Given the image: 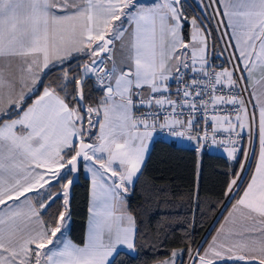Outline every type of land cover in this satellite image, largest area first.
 Returning a JSON list of instances; mask_svg holds the SVG:
<instances>
[{"label":"snow or ice","instance_id":"snow-or-ice-1","mask_svg":"<svg viewBox=\"0 0 264 264\" xmlns=\"http://www.w3.org/2000/svg\"><path fill=\"white\" fill-rule=\"evenodd\" d=\"M207 8L234 49L220 71L209 63L211 32L196 18L185 41L182 0H0V264H111L119 246L136 251L127 197L161 132L198 148L227 144L229 158L250 160L255 147L251 156L238 147L246 135L259 153L246 187L241 176L228 183L226 196L238 198L207 247L171 250L158 264H184L185 253L191 264H264V0ZM81 55L87 62L73 69ZM90 81L102 92L95 101ZM224 106L234 115L220 114ZM81 168L91 174L82 246L67 235ZM61 196L62 210L45 221Z\"/></svg>","mask_w":264,"mask_h":264},{"label":"trees","instance_id":"trees-1","mask_svg":"<svg viewBox=\"0 0 264 264\" xmlns=\"http://www.w3.org/2000/svg\"><path fill=\"white\" fill-rule=\"evenodd\" d=\"M182 5L184 15L189 17L190 10L183 1ZM186 28L187 23H184L185 40L188 39ZM211 30L214 32L212 28ZM213 38L219 42L214 34ZM87 60V56H78L72 61L71 67L75 69L76 64ZM218 60L213 57L212 65ZM58 74V71L51 73L45 83L56 79ZM86 93L92 101L101 95L98 87H93L92 81L86 85ZM242 156L243 153H238L237 159H231L218 153H199L176 144L170 138L154 139L142 174L136 179L127 197L128 208L136 217L139 230L137 249L133 252L117 251L111 264H152L169 256L171 250L193 249L208 223L214 218L197 248L202 244L205 246L228 207L237 199L233 197L230 201L226 190L228 183L239 174ZM250 166L251 162L247 173L244 172L241 176L243 180H238L243 187ZM64 182L61 181V184ZM57 189H61L60 184L52 187V190ZM88 189L89 180L80 172L78 181L71 187L68 231L69 238L78 245L84 239ZM62 205L61 196L46 213L42 212V218L50 223L56 212L62 210ZM187 258L185 253L184 263Z\"/></svg>","mask_w":264,"mask_h":264},{"label":"crops","instance_id":"crops-1","mask_svg":"<svg viewBox=\"0 0 264 264\" xmlns=\"http://www.w3.org/2000/svg\"><path fill=\"white\" fill-rule=\"evenodd\" d=\"M183 1V0H182ZM186 3H188V4H191L192 2L190 1V0H184ZM204 1V3H203V5H204V7H205V5H207L208 4V0H203ZM193 9V8H192ZM211 11H212V8H211ZM211 11H210V8H207L206 9V15H207V17L209 18V13H211ZM213 12V11H212ZM215 16V15H214ZM194 18H197V17H194ZM218 19H220V17H216L215 16V20L216 21H218ZM191 20H192V18H191ZM203 21H205V18L202 20V22ZM217 23V22H216ZM209 31H210V28H207ZM226 31H231V29H225ZM211 32V31H210ZM220 32V31H219ZM211 34H212V32H211ZM222 34V32H220V35ZM212 36V35H211ZM211 36H209V38H208V44H209V46H208V57H209V62H211L212 63V61H210L213 57H216L217 59H219L217 62H215L214 63V65H212L213 67L215 66V64H219L217 67H221V66H223L224 64L225 65H227L228 66V68H230V65H229V60H228V57L226 56V54L229 56V53L231 52V51H234V49H227L226 50V41H228V39H229V37H227V36H221V40H223L222 42H223V44H224V48H225V50H223V47L221 46V42H220V48H221V50H222V54H218L217 53V47L215 46V43H214V38H213V42L211 41V40H209V39H211ZM188 40H189V38L187 39V42H188ZM227 53H226V52ZM82 56V55H81ZM229 58H230V56H229ZM259 76H260V73H259V71H257V73H256V78H259ZM41 91H42V89H41ZM101 96V95H100ZM99 96V97H100ZM248 97H249V93H248ZM33 99H35V97L33 98ZM31 103V102H30ZM12 118H15V117H12ZM177 138V137H176ZM179 138H181L180 140H186V142H187V140H188V138L186 137V136H184V137H179ZM171 140H173L174 142H175V139H173V137H172V139ZM183 146V145H182ZM185 147H187V145L185 146ZM255 150H256V157H254V158H252V160H251V166H250V172H249V175H248V178H247V181H246V183H245V185H244V187H246L247 186V183L250 181V178H251V175L255 172V166H256V163H257V161H258V153H259V144H258V141L257 142H255ZM224 156H226V157H228V155L227 154H225ZM229 158V157H228ZM81 174L83 175V176H85V177H87L88 178V180H89V189H88V198H87V214H86V220H85V229H84V239H83V242L85 241V239H86V236H87V231H88V221H89V212H88V209H89V206H90V190H91V174L90 173H88V172H86L83 168H81ZM51 191H53V192H58V191H60V190H52L51 189ZM241 195L243 194V189L241 190V193H240ZM238 198V197H237ZM233 203H235V201L234 202H232V204ZM232 204L228 207V209H227V211L225 212V214L223 215V217L221 218V220H220V222L217 224V226L215 227V229H214V231H213V233L211 234V236H210V238H209V240L207 241V242H210L211 241V238H212V236H214V235H216V230L220 227V224L221 223H223L224 222V217L225 216H227L228 215V211H230L231 210V206H232ZM37 207H38V205H37ZM69 236V235H68ZM83 245V243L81 244V246ZM204 247H207V243H206V245L204 246ZM119 250H124V251H127V252H133V251H129L128 249H127V247L126 246H119L118 247V250L117 251H119ZM170 256V255H169ZM169 256H167V258H169ZM113 258V257H112ZM111 258V259H112ZM166 258V259H167ZM165 259V258H164ZM163 260V259H162ZM159 262V261H158ZM158 262H154V263H152V264H158Z\"/></svg>","mask_w":264,"mask_h":264},{"label":"built area","instance_id":"built-area-1","mask_svg":"<svg viewBox=\"0 0 264 264\" xmlns=\"http://www.w3.org/2000/svg\"><path fill=\"white\" fill-rule=\"evenodd\" d=\"M221 36H222V34H221ZM227 57H228V60H230L229 56H227ZM209 63L212 65L211 62H209ZM229 65L231 67L230 63H229ZM176 88H177V85L175 83H172L171 84V90H172V94H173V98L174 99H175ZM234 91L240 92L239 89H236ZM217 94L227 95V94H229L228 93V89L225 88L223 93L218 92ZM240 94L243 95V97L245 99L249 98L248 97V92H242ZM224 107H226L228 109V112H226V113L225 112H221L220 114L234 115V112L232 111V106H224ZM248 107H249V110L251 111V109H252L251 104H249ZM185 111H187V110H185ZM137 115H139V113H137ZM209 130H211V129L209 128ZM172 137H176V136L168 135L166 132H161V133H158V134H156L154 136L155 139H169V138H172ZM227 138H228V134L227 133H219L218 136H217V139H219V140H227ZM201 143H203L204 146L202 148H198L197 147V145H198L197 141L188 139L187 140V147L192 148V149L196 150L199 153H202V152L216 153L214 150H217L218 154L225 155L227 153L226 148L230 146V145H227V144H212L210 139L207 142L201 141ZM253 146H255V144L253 145V143L250 141V138L248 136H246V135L244 136L243 139L240 140L239 145H238V147H242L243 149L247 150L250 156H251V152H252ZM250 162H251V159L250 160H246L244 155L242 156L241 164L245 165L246 169L248 168ZM243 174H244V172L241 171V165H240V170H239L238 176H242ZM221 207H222V205L220 206L219 210L221 209ZM213 219L208 223V225L206 226V228L203 231L202 235L200 236V238L196 242L195 246L192 249L193 252L196 250V248H197L198 244L200 243L202 237L205 235L207 230L210 228ZM189 258H190V256H189Z\"/></svg>","mask_w":264,"mask_h":264},{"label":"rangeland","instance_id":"rangeland-1","mask_svg":"<svg viewBox=\"0 0 264 264\" xmlns=\"http://www.w3.org/2000/svg\"><path fill=\"white\" fill-rule=\"evenodd\" d=\"M190 1L192 3L188 4V3H186L183 0L185 7L190 10V14H191V15H189V17H187V21L188 22H187L186 31H187L188 38L190 39V33L192 31V27H191V23H190L191 22V18L193 19L194 17H197L196 19H197L198 23H200L201 28H210L211 32H212L211 28L213 29L214 32H212V33L214 34V36L217 37V40H219V42H217L214 39L215 46L217 47V53L219 55L222 54V50L220 48V44L219 43L221 42V46L223 47V50H225V48H224L225 46H224V44L222 42L223 40H221L220 32L216 30L217 29V23H216L217 21L215 20V16H214V13L211 11V8H210L211 13H209V18H208L207 15H206V9H205V7L203 5V3H204L203 0H190ZM208 4H209V0H208ZM202 9H204V10H202ZM204 18H205V21L202 22V20ZM184 31H183V33H184V36H185L186 32H184ZM213 34H211L212 35L211 39H209L212 42H213ZM185 41L187 42V40H185ZM226 56H228V55L226 54ZM210 61H212V59ZM109 66H110V62H109ZM222 67H228V66L224 64L221 67H214V68H215L216 71H220ZM125 70H127V69H125ZM101 95H102V92H101ZM154 139L155 138L153 137L151 143L149 144V148H150L152 142L154 141ZM170 139H172V138H170ZM173 139H175V143L178 144V145H181V146L183 145L184 147L187 145V142H186L185 139L184 140H180L181 138H179V137H177V138L173 137ZM214 151L216 153L218 152L217 150H214ZM146 156H147V154H146ZM69 227H70V224H69ZM68 231H69V229H68ZM67 235H68V233H67ZM175 250H179V248H177ZM184 264H191V257L189 258V256H188L187 261Z\"/></svg>","mask_w":264,"mask_h":264},{"label":"water","instance_id":"water-1","mask_svg":"<svg viewBox=\"0 0 264 264\" xmlns=\"http://www.w3.org/2000/svg\"><path fill=\"white\" fill-rule=\"evenodd\" d=\"M219 64H215V66L214 67H217ZM81 171V170H80ZM79 175H80V172L78 173V174H75V180H74V183H73V185L78 181V179H79ZM70 178H72V177H70ZM72 185V186H73ZM71 186V187H72ZM70 197H71V189H70Z\"/></svg>","mask_w":264,"mask_h":264}]
</instances>
